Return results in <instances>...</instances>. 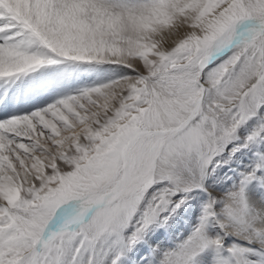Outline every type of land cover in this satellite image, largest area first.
I'll return each mask as SVG.
<instances>
[{
    "label": "snow or ice",
    "instance_id": "1",
    "mask_svg": "<svg viewBox=\"0 0 264 264\" xmlns=\"http://www.w3.org/2000/svg\"><path fill=\"white\" fill-rule=\"evenodd\" d=\"M0 264H264V0H0Z\"/></svg>",
    "mask_w": 264,
    "mask_h": 264
}]
</instances>
